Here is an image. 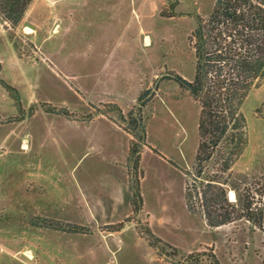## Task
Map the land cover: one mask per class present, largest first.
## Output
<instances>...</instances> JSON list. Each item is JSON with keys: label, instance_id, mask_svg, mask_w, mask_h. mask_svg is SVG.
<instances>
[{"label": "rangeland", "instance_id": "374dc122", "mask_svg": "<svg viewBox=\"0 0 264 264\" xmlns=\"http://www.w3.org/2000/svg\"><path fill=\"white\" fill-rule=\"evenodd\" d=\"M72 1L32 0L16 24L0 15V264H264V219L211 228L184 201L199 106L169 75L192 79L188 38L215 0ZM146 89L139 178L110 104L126 115ZM242 112L235 170L264 182V79Z\"/></svg>", "mask_w": 264, "mask_h": 264}, {"label": "trees", "instance_id": "16d2710c", "mask_svg": "<svg viewBox=\"0 0 264 264\" xmlns=\"http://www.w3.org/2000/svg\"><path fill=\"white\" fill-rule=\"evenodd\" d=\"M31 2L0 0V15L10 24H16ZM188 41L194 55L192 79L177 73L169 75V80L199 106L198 145L191 165L181 170L185 177L186 209L200 216L211 228L245 222L261 229L264 182L235 170V164L247 144L242 108L251 91L264 79V0H215L207 17H195ZM153 90L142 91L136 106L126 115L110 104L125 125L123 130L131 137L127 165L139 178L142 177L141 153L147 137L143 108L153 96ZM16 102L18 113L23 117L18 98ZM45 111L59 113L55 108H45ZM33 112L31 108L29 114ZM230 191L234 193V201L229 200ZM134 195L138 205L133 199L129 201L132 212L137 214L142 206L138 180ZM149 235L154 238L153 234ZM157 242L160 241L154 238L149 245L155 247ZM200 256L193 255L195 258L188 264H199ZM211 261V264H219L214 255Z\"/></svg>", "mask_w": 264, "mask_h": 264}, {"label": "crops", "instance_id": "0c3cea01", "mask_svg": "<svg viewBox=\"0 0 264 264\" xmlns=\"http://www.w3.org/2000/svg\"><path fill=\"white\" fill-rule=\"evenodd\" d=\"M75 1H76V0H73L72 2L74 3ZM72 7H73V6H72ZM70 10H71L72 12H74V9H73V8H70ZM68 11H69V10H68ZM111 51H112V50H110V52H111ZM110 55H111V54H110ZM104 66H105L104 69H105L106 71H108V69H110L109 72H110V75H111V77H112V75H114V74H113V71H112L113 69H111L112 66H111L110 61H109V62H105ZM107 66H108V68H107ZM106 68H107V69H106ZM112 84H113V83H112ZM125 84H126V81H125ZM111 90H112L113 93L111 94L112 96H111L110 94H109V96H110V100H111V99L113 100L112 97H115V96H114L115 91H114V89H111ZM139 90H140V86H139ZM139 90H138V92H139ZM138 92H137V94H138ZM137 94H136V96H137ZM135 98H136V97H135ZM135 98L133 99L132 105H133L134 102H135ZM132 105L130 106V108L132 107ZM119 107H121V106H119ZM130 108H128L127 110H129ZM121 109H123V108H121ZM123 110H124V109H123ZM127 110H124V111H127Z\"/></svg>", "mask_w": 264, "mask_h": 264}, {"label": "water", "instance_id": "95a60500", "mask_svg": "<svg viewBox=\"0 0 264 264\" xmlns=\"http://www.w3.org/2000/svg\"><path fill=\"white\" fill-rule=\"evenodd\" d=\"M231 193H232V198H231V196H230ZM228 197H229V200H230V201H234V200H235V196H234V193H233L232 191H230V192L228 193Z\"/></svg>", "mask_w": 264, "mask_h": 264}, {"label": "bare ground", "instance_id": "6f19581e", "mask_svg": "<svg viewBox=\"0 0 264 264\" xmlns=\"http://www.w3.org/2000/svg\"><path fill=\"white\" fill-rule=\"evenodd\" d=\"M146 44L145 46H150V38L149 37H146ZM231 198H232V193L230 194Z\"/></svg>", "mask_w": 264, "mask_h": 264}]
</instances>
